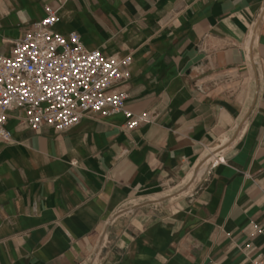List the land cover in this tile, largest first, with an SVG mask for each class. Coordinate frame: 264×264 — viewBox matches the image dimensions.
Returning <instances> with one entry per match:
<instances>
[{"label": "crops", "instance_id": "obj_1", "mask_svg": "<svg viewBox=\"0 0 264 264\" xmlns=\"http://www.w3.org/2000/svg\"><path fill=\"white\" fill-rule=\"evenodd\" d=\"M46 6L148 122L8 112L0 264H264V0H0V55Z\"/></svg>", "mask_w": 264, "mask_h": 264}, {"label": "built area", "instance_id": "obj_2", "mask_svg": "<svg viewBox=\"0 0 264 264\" xmlns=\"http://www.w3.org/2000/svg\"><path fill=\"white\" fill-rule=\"evenodd\" d=\"M56 22V10L46 6L45 16L29 25L8 55H0V141L12 139L6 122L14 109L23 112L32 131L46 126L61 133L86 113L121 112L127 129L148 122L146 115L125 109V93L110 92L123 79L130 57L87 49L77 33L56 31Z\"/></svg>", "mask_w": 264, "mask_h": 264}]
</instances>
